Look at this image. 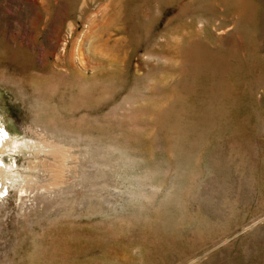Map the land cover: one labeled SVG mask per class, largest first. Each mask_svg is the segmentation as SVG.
<instances>
[{"label":"rangeland","instance_id":"1","mask_svg":"<svg viewBox=\"0 0 264 264\" xmlns=\"http://www.w3.org/2000/svg\"><path fill=\"white\" fill-rule=\"evenodd\" d=\"M0 128V264H264V0H0Z\"/></svg>","mask_w":264,"mask_h":264},{"label":"bare ground","instance_id":"2","mask_svg":"<svg viewBox=\"0 0 264 264\" xmlns=\"http://www.w3.org/2000/svg\"><path fill=\"white\" fill-rule=\"evenodd\" d=\"M7 139V140H5ZM25 140V139H24ZM23 141V139H22ZM27 141V140H26ZM4 142H7L6 144ZM2 143V146H0V153H3V151H6L7 148H10L11 150L15 147H17L18 145H25V143H20L16 138H12L10 136H7L5 131L3 129L0 128V144ZM30 144V143H29ZM32 144V143H31ZM5 146V147H4ZM33 146V145H31ZM28 147L29 149L31 148ZM27 147V146H26ZM34 148V147H32ZM20 149V148H19ZM28 150V149H27ZM18 151V150H17ZM2 155V154H1ZM55 157V156H54ZM32 162V161H31ZM63 164V163H62ZM66 164V163H65ZM3 166V165H2ZM9 166V165H7ZM4 167V166H3ZM2 167H0V176H4L5 179H10V178H14L11 170L9 168H5V169H1ZM56 170V169H55ZM16 174V173H15ZM62 174V173H61ZM53 180V179H52ZM18 184V183H17Z\"/></svg>","mask_w":264,"mask_h":264}]
</instances>
